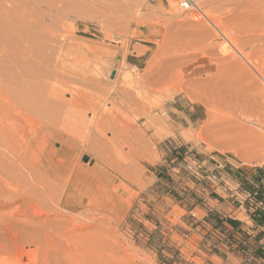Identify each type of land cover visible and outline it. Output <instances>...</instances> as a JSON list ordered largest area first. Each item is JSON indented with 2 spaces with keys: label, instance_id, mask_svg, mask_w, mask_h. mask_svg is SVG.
<instances>
[{
  "label": "rangeland",
  "instance_id": "rangeland-1",
  "mask_svg": "<svg viewBox=\"0 0 264 264\" xmlns=\"http://www.w3.org/2000/svg\"><path fill=\"white\" fill-rule=\"evenodd\" d=\"M193 1L206 15L200 22L173 0H0V45L19 44L16 32L10 34L17 25L39 24L32 29L42 37L39 49L52 55L63 98L82 99L85 93L89 102L98 100L100 112L85 117L105 121L106 147L72 158L66 187L54 188L60 196L53 192L63 200L72 192L73 205L86 199L91 210L65 211L53 199H42L44 223L26 230L34 237L23 234L17 246L8 237L1 242L0 264H214L212 255L226 258L231 250L224 230L228 219L217 212L226 179L242 187L241 176L264 168V143L248 146L234 137V125L224 123L231 116V98L248 111L247 128L258 130L256 119L264 121V85L255 73L264 75V0ZM8 11L16 14H11L13 27L3 17ZM3 64L0 80L14 65L2 69ZM157 70L164 77L162 92L142 82ZM253 102L260 105L256 112ZM107 118L115 123L113 129L108 130ZM27 124L21 126L33 135L37 127L29 125L35 129L29 130ZM44 142L35 145L31 157L47 165L48 153L61 144L52 138ZM26 181L19 180L23 189L14 184L18 196L29 202L38 187ZM1 192L0 206L5 198L13 200ZM27 202L24 218L34 216ZM16 203L0 207V216L23 205ZM87 212L103 225L86 231L91 238L62 239L68 231L63 222L74 214L86 220Z\"/></svg>",
  "mask_w": 264,
  "mask_h": 264
},
{
  "label": "bare ground",
  "instance_id": "bare-ground-1",
  "mask_svg": "<svg viewBox=\"0 0 264 264\" xmlns=\"http://www.w3.org/2000/svg\"><path fill=\"white\" fill-rule=\"evenodd\" d=\"M14 1L15 0H13V2ZM7 2H9V4H10L11 0H7ZM20 3H21V1H20ZM14 4H16L18 6L17 2L13 3L12 4L13 8L15 7ZM0 8L2 9V6H0ZM19 11H20L19 8H17L15 13H17V12L19 13ZM10 12L11 11H8L7 13H5L3 15L5 21L9 24H10V21H12V19H13L11 14L16 15L15 13H12V12L10 13ZM18 19H19V17H18ZM35 24H36V27L39 25V24L37 25V23H35V22L30 23L29 27H23L22 28L21 26L17 25V28H14L10 31V34H12V32H16V34H17L16 37L19 39L18 45L14 44L12 47V45H10L12 43L5 45L4 42L2 43L3 45H0V60L2 62H4L2 69L7 67L8 66L7 64H9V63L14 64V65L10 66V70L7 71L6 73H4L3 77L0 80V189H1L0 191H2L8 197L13 196V200L11 199V202L8 201L7 198H5L4 202H2L3 204H1L0 207H1V209L3 207L9 208V207L13 206V204L16 205L17 204L16 202H21L23 204L21 207H20L21 204L20 203H19L20 205L18 204L19 206L17 207L18 210L16 212L14 211V213L11 212L10 214L8 212V214H5L4 216L3 215L0 216V220H1L0 221V240L4 239V240L0 241V244H1V242L5 241V239L8 237L10 239V241L12 240V242L16 244V246L19 245L20 244L19 242H21L23 240V238H24V237L22 238L23 234L24 235H25V233L27 234L26 230H29V232H30V230L31 229L33 230V228L37 229L38 226L40 227L43 220L45 219V218H43L44 217L43 216L44 210L42 207L39 206L40 202H42L41 201L42 199L45 200L46 198H48L51 200V203L53 202L52 201V199H53L56 206H58L61 209H65V211L66 210L67 211H76V210H80V209H82V211H83L84 208L92 207V203L86 199H83L81 201L79 200L80 202H78V200H76V204L74 203V205H73L72 199L75 197L72 194V192L68 193L67 198L65 200H63V198H59V199H57L56 197L54 198L53 196L56 194V192L54 190L57 187L58 188L60 187L61 190H62L61 187H66V186H64V185H66L65 184L66 183L65 178L69 176V172H68L69 171V164H70L69 161L72 158L75 159V157H77V155L79 153L81 154V152L84 150H87V151L93 150L95 152L96 151V150H94L95 147H98L97 148L98 150L102 149V148H106L105 147V140H103V138H104L103 137V135H104L103 127L105 126L103 123H105V121L101 120L102 121V123H101L100 120L97 118L99 121V122L97 121L98 123H96L95 121L90 122L91 119L90 118L87 119L88 116L85 117V115H87V113H89V112H92L95 115H97L98 112H100L99 105L97 104L98 100L96 101L95 98H93L95 102L91 103L93 100H91V102H89L86 97H83L85 95V93L82 94L83 95L82 99L81 98H79V99L73 98L74 99L73 100L71 98L72 100L67 101L63 98L64 97L63 91H61L60 88L58 87L62 83V81L55 78L56 72L53 70L52 55H46V53L42 49H39L38 42H39V39H42V37L40 34L36 33L39 29H35V30H37L36 32H34L35 30L32 29L35 27ZM10 26L13 27V25H11V24H10ZM39 27L40 26H38V28ZM41 29L43 30V28H41ZM41 29H40L39 33L41 32ZM22 30H23V32H22ZM5 43H6V41H5ZM149 74H152V73L150 72ZM175 74H178V73H175ZM176 77H177V75H176ZM142 82L144 84H148V87H151L155 91L162 92L160 90H162V88L164 86V77L161 74V72L158 71V73L157 72L153 73L152 76L143 79ZM56 84H59V85H56ZM227 86H229V85H227ZM195 87H196V85H195ZM189 88H190V86H189ZM79 93H81V92H79ZM78 95H77V97H79ZM160 95H161V93H160ZM209 95H211V94H209ZM74 97H75V95H74ZM236 99H238V98H234V100L231 98L232 101L230 100V102H228L230 105L229 106L230 107L229 112L227 110L228 108L227 109L225 108V109L228 112L227 114L231 115V116H229L231 119L228 117L229 120L228 121L226 120L228 123L225 121H224V123H226L228 126L230 124V127H231V124L235 126V127L232 126L231 127L232 129H230V130L234 133V137L238 141H244L245 143L248 144V146H252V147L259 146L261 143H264V137H263L264 121H263V119L261 120V118L256 119L258 121V124H259L258 130H254V129H256L254 127H253L254 129H249L250 127L247 128L248 127L247 124L250 123L248 118L250 119V117H249V115H246L247 110L244 112L245 107H243V105H242L243 103H241V101L238 102ZM256 99H258V98L256 97ZM256 99H254V100H256ZM221 100H223V99H221ZM249 103L251 105L250 101H249ZM253 103L256 104L257 102H253ZM258 103H261V102H258ZM214 105H215V103H214ZM256 105H258V106L253 107V109H255L254 112H256L257 108H259V106H260L259 104H256ZM217 106H215V107H217ZM223 107H225V106H223ZM105 115H107V113H105ZM257 115H259V114H257ZM111 116H113V115H111ZM84 117L87 119V121L88 120L89 121L87 122ZM104 118H106V117H104ZM95 119H96V117H95ZM101 119H103V118H101ZM35 120L37 121V124L34 123V125H36V126L32 125V123H31V122H36ZM103 120H105V119H103ZM108 120L109 119L107 118V121ZM251 121H253V120H251ZM111 122L112 121H110L109 124L107 123L108 124V126H107L108 130H109V128L113 129V126H114L113 124H115L113 122H112L113 123L112 124ZM243 122H246L245 126L243 125ZM23 124H27L28 126L32 125L33 127H35V129L37 127L35 133L34 134L32 133L33 135H31L30 134L31 131L30 132L27 131V127L25 128V125H24V128L26 129L27 132H23L22 131L23 126H21ZM111 124H112V126H111ZM32 126H29L30 127L29 130L32 128ZM24 128H23V130H24ZM32 129H34V128H32ZM78 129L83 130V132H79ZM92 130H95V134L94 133L92 134ZM111 131H113V130H111ZM32 132H34V131H32ZM24 133L28 134V135L30 134L31 136L25 135ZM110 135H108V136H110ZM49 138H52V140L59 142L61 144V148L58 151H56L55 153H53L52 150L48 153L50 162L47 165L41 164L40 162L36 163V161H37L36 159H35V162H33L34 160L32 161V159H34V158L31 157V154H33L32 151L34 152V150H35L33 148L39 142H44L45 140H47ZM237 140H235V141H237ZM106 141L108 142V140H106ZM40 145H42V144L40 143ZM35 154H36V152H35ZM55 161H58L60 163V165H56ZM73 163H74V161H73ZM67 173H68V176H67ZM29 179H30L29 185H32L31 181L34 183H37L38 188H36V190H33V192L36 193V191H38V193L37 194L34 193V195H31V197H29L27 199L30 202L31 210L34 213V216L31 214V216H29L28 218H24L25 212L22 208L26 204L27 201H25L26 200L25 198H24L25 199L24 200L23 198L19 197L21 193L19 194V188L16 186L17 184L16 185L14 184V182L16 181L20 187L21 182L19 183V180L24 182V180L29 181ZM23 184L26 185L28 183L24 182ZM23 184H22V186H23ZM32 187H33V185H32ZM35 187L36 186H34V188ZM20 188L23 189V187H20ZM24 190H26V189H24ZM21 192H22V190H21ZM53 192H55V194H53ZM64 192H65V189H63V193ZM18 194H19V196H18ZM23 194H26V193H23ZM51 194H52V197H51ZM56 195H59V194H56ZM63 196L64 195L62 194V197ZM26 198H27V196H26ZM29 202H27V204H29ZM92 202H93V200H92ZM46 204H48V203H46ZM36 205H38L40 209L36 208L35 207ZM24 208H26V205ZM37 209H39V210H37ZM90 210H91V208H90ZM94 212L95 211H93V213ZM68 213L72 214L70 212H68ZM83 213H85V211H83ZM78 214H80V213H78ZM88 214H90V216H88ZM88 214H85V215L82 214L86 219V220L83 219V221H79V219L77 217H74L75 214H74V216L69 217L70 220L66 219L67 221H64V222L62 221L63 222L62 226H66L65 228L68 231L61 233V235L59 233L58 235H60L62 237V239H64V240H72V239L84 240L87 238H91V236H89L86 233V231L96 228L97 225L99 227L100 223L98 224L97 219L95 218L94 214L91 215V212ZM37 220L38 221L40 220V221L38 222ZM7 221H8V223H6ZM94 223L96 225H94ZM101 225H103L102 222H101ZM101 225H100V227H101ZM32 226H35V227H32ZM35 232L37 233V231H35ZM41 232H42V230H41ZM43 233L45 234V232H43ZM47 233H46V235H47ZM27 235H29V237H30L33 234L28 233ZM37 235L38 234H36V236ZM54 236H55V234H53V237ZM33 237H34V235L32 236V238ZM44 237H42V238H44ZM61 237H59V238H61ZM8 238H7V240H8ZM48 238H46V239H48ZM27 239H28V236H27ZM34 239L36 242L37 238H34ZM34 239H32V240L34 241ZM41 239L39 241H41ZM27 241L28 240H26L25 243ZM22 243H23V241H22ZM28 243L29 242H27L26 244H28ZM2 244H1V248L3 249Z\"/></svg>",
  "mask_w": 264,
  "mask_h": 264
},
{
  "label": "crops",
  "instance_id": "crops-1",
  "mask_svg": "<svg viewBox=\"0 0 264 264\" xmlns=\"http://www.w3.org/2000/svg\"><path fill=\"white\" fill-rule=\"evenodd\" d=\"M241 178H244L242 187L226 179L222 211L217 212L228 219L224 230L231 250L226 258L212 255L211 259H217L214 264H264V207L255 205L260 200L264 202V168ZM255 193L257 198L249 199ZM217 201L211 199V202Z\"/></svg>",
  "mask_w": 264,
  "mask_h": 264
},
{
  "label": "built area",
  "instance_id": "built-area-1",
  "mask_svg": "<svg viewBox=\"0 0 264 264\" xmlns=\"http://www.w3.org/2000/svg\"><path fill=\"white\" fill-rule=\"evenodd\" d=\"M178 8L183 11L184 13H187L191 19L195 20V21H200L202 19L206 18V15L204 14V12L202 11V9L195 3V1L193 0H173ZM256 75L258 76V78L260 79L261 83L264 85V75L259 73L257 70H255ZM258 194H251L249 196V199H255L257 198ZM256 206L263 208L264 207V202L260 201V202H255Z\"/></svg>",
  "mask_w": 264,
  "mask_h": 264
},
{
  "label": "water",
  "instance_id": "water-1",
  "mask_svg": "<svg viewBox=\"0 0 264 264\" xmlns=\"http://www.w3.org/2000/svg\"><path fill=\"white\" fill-rule=\"evenodd\" d=\"M115 74L112 75V78H114ZM83 161L85 163H88L89 162V157H84Z\"/></svg>",
  "mask_w": 264,
  "mask_h": 264
}]
</instances>
